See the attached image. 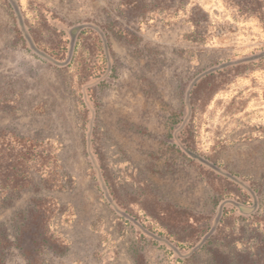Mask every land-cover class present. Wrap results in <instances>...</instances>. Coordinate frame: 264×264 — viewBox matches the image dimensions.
I'll return each mask as SVG.
<instances>
[{"label":"rangeland","instance_id":"obj_1","mask_svg":"<svg viewBox=\"0 0 264 264\" xmlns=\"http://www.w3.org/2000/svg\"><path fill=\"white\" fill-rule=\"evenodd\" d=\"M260 53L264 0H0V264H264ZM198 157L258 195L205 244Z\"/></svg>","mask_w":264,"mask_h":264},{"label":"trees","instance_id":"obj_2","mask_svg":"<svg viewBox=\"0 0 264 264\" xmlns=\"http://www.w3.org/2000/svg\"><path fill=\"white\" fill-rule=\"evenodd\" d=\"M263 56H264V53H260L256 55L254 59L255 58L257 59L258 57L262 58ZM198 159L201 161V163L204 166L211 167L219 175L223 176L229 181L234 182L240 188H243L244 190H246L247 194L250 197V200L249 199L247 200V198H245L244 200H240V199L235 200V199H229V198L223 200V202L221 203V206H222L221 213L216 217V220L214 221V223L213 221H211V226H209L208 233H206L202 239L200 238L199 244H201V242L205 244V242L209 241L212 238V236L215 234V232L217 231L218 226L220 222L223 221L225 214L229 210L230 205H233L240 214H243L247 217H255L254 211L256 209V205H257L256 203H258V195H257L256 190L251 188L245 182V180L239 177H235L234 175H231L225 172L221 168L216 167L213 163L209 162L208 160L201 159L199 157ZM126 216L128 217V215Z\"/></svg>","mask_w":264,"mask_h":264}]
</instances>
